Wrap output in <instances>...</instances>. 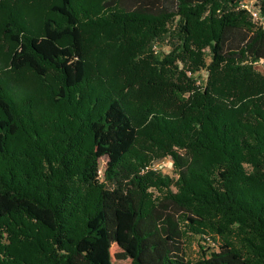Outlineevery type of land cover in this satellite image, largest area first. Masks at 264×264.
<instances>
[{
  "label": "trees",
  "instance_id": "trees-1",
  "mask_svg": "<svg viewBox=\"0 0 264 264\" xmlns=\"http://www.w3.org/2000/svg\"><path fill=\"white\" fill-rule=\"evenodd\" d=\"M241 1L0 0V264H264V0Z\"/></svg>",
  "mask_w": 264,
  "mask_h": 264
},
{
  "label": "rangeland",
  "instance_id": "rangeland-1",
  "mask_svg": "<svg viewBox=\"0 0 264 264\" xmlns=\"http://www.w3.org/2000/svg\"><path fill=\"white\" fill-rule=\"evenodd\" d=\"M170 51L168 46H164L160 49L161 54H166ZM159 53V52H158ZM255 69L264 74V63L262 61L255 64ZM197 84H203L206 79V72L200 71L194 75ZM151 169L161 172L163 175L174 177L172 160L169 157L160 159L152 164ZM190 244L187 246V255L189 260H196L199 255L198 244L203 247L211 246L204 241H200L197 238H192Z\"/></svg>",
  "mask_w": 264,
  "mask_h": 264
},
{
  "label": "built area",
  "instance_id": "built-area-1",
  "mask_svg": "<svg viewBox=\"0 0 264 264\" xmlns=\"http://www.w3.org/2000/svg\"><path fill=\"white\" fill-rule=\"evenodd\" d=\"M255 2H256V0H242L240 2V8L247 10L251 14V16L254 20L259 21L260 20L259 15L253 6V4Z\"/></svg>",
  "mask_w": 264,
  "mask_h": 264
}]
</instances>
